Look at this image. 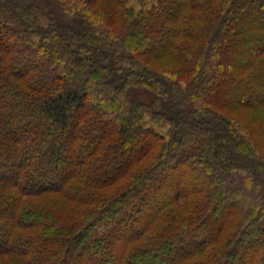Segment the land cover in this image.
Here are the masks:
<instances>
[{"label":"trees","instance_id":"obj_1","mask_svg":"<svg viewBox=\"0 0 264 264\" xmlns=\"http://www.w3.org/2000/svg\"><path fill=\"white\" fill-rule=\"evenodd\" d=\"M0 264H264V0H0Z\"/></svg>","mask_w":264,"mask_h":264}]
</instances>
